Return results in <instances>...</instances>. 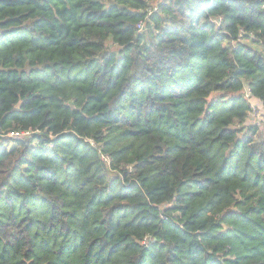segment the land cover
I'll return each mask as SVG.
<instances>
[{
	"label": "trees",
	"instance_id": "1",
	"mask_svg": "<svg viewBox=\"0 0 264 264\" xmlns=\"http://www.w3.org/2000/svg\"><path fill=\"white\" fill-rule=\"evenodd\" d=\"M156 1L0 0V264H264V0Z\"/></svg>",
	"mask_w": 264,
	"mask_h": 264
},
{
	"label": "rangeland",
	"instance_id": "2",
	"mask_svg": "<svg viewBox=\"0 0 264 264\" xmlns=\"http://www.w3.org/2000/svg\"><path fill=\"white\" fill-rule=\"evenodd\" d=\"M162 0L156 1L151 7L157 6L159 3H161ZM140 33H145L146 34V39L145 41L147 43H151V35L148 33L147 26L145 23L144 28L139 31ZM247 42H250L253 47L260 48V43L255 42L252 39H247L245 40ZM246 90V89H245ZM245 90H244V95H245ZM251 105L253 106L251 112H250V117L247 120V125H258L259 126V131L256 136V140H261V137L264 133V105L261 104V102L257 101L256 99L250 98ZM18 133H12V136H17ZM30 135V134H29Z\"/></svg>",
	"mask_w": 264,
	"mask_h": 264
},
{
	"label": "built area",
	"instance_id": "3",
	"mask_svg": "<svg viewBox=\"0 0 264 264\" xmlns=\"http://www.w3.org/2000/svg\"><path fill=\"white\" fill-rule=\"evenodd\" d=\"M158 10H159L158 5H157L156 7H155V6L150 7V8L148 9L147 14H146V20L149 21V19L151 18V16H152L154 13L158 12ZM146 20H141V21L139 22V24H138V30H139V31H141V30L144 28L145 23H146ZM245 97L248 98L249 101L251 100L250 98H252V96H251V91H250V89H249L248 87H247L246 90H245ZM252 108H253V106H252ZM29 134H30L29 132L22 133V135H29Z\"/></svg>",
	"mask_w": 264,
	"mask_h": 264
}]
</instances>
